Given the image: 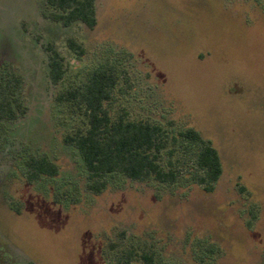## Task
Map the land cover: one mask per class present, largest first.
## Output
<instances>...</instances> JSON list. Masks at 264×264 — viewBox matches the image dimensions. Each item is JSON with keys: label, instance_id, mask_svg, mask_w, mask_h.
Returning <instances> with one entry per match:
<instances>
[{"label": "rangeland", "instance_id": "rangeland-1", "mask_svg": "<svg viewBox=\"0 0 264 264\" xmlns=\"http://www.w3.org/2000/svg\"><path fill=\"white\" fill-rule=\"evenodd\" d=\"M96 10L94 28L64 27L45 0H0V69L22 75L29 107L0 139V264H122L133 247L154 249L158 264H264V0H96ZM47 42L68 63L55 86ZM99 66L117 76L113 112L177 137L163 155L177 182L114 176L88 190L63 142L82 117L55 94ZM187 128L220 153L212 192L194 179L199 145L180 137ZM43 154L59 174L30 180L25 159Z\"/></svg>", "mask_w": 264, "mask_h": 264}, {"label": "trees", "instance_id": "trees-1", "mask_svg": "<svg viewBox=\"0 0 264 264\" xmlns=\"http://www.w3.org/2000/svg\"><path fill=\"white\" fill-rule=\"evenodd\" d=\"M49 17L69 27L83 23L89 28L97 25L96 0H45ZM67 46L79 58L86 54L85 46L75 37L67 39ZM47 53L49 82L60 84L68 71L64 55L54 43L44 44ZM117 85V76L107 66H99L87 75L78 86L58 91L55 100L69 105L72 112L81 115L82 124L63 137L66 146L75 149L86 172V186L94 193L104 191L114 176L133 181L154 180L175 183L178 180L176 164L165 162L164 152L178 141L177 137L160 124L144 118H130L126 111L113 112L111 103ZM22 75L0 69V139L4 125L25 118L29 107L22 98ZM180 137L194 145L195 160L192 165L194 179L206 192H212L223 174V163L218 149L204 139L199 131L187 128ZM25 175L30 180L55 178L58 165L47 155H27ZM115 247H112V252ZM115 250H118L115 249ZM122 264H158L157 252L151 248H130L123 251Z\"/></svg>", "mask_w": 264, "mask_h": 264}]
</instances>
